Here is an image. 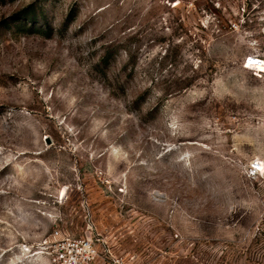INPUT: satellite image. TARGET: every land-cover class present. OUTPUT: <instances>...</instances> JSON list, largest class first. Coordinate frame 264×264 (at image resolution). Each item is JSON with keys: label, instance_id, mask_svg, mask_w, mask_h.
I'll list each match as a JSON object with an SVG mask.
<instances>
[{"label": "rangeland", "instance_id": "1", "mask_svg": "<svg viewBox=\"0 0 264 264\" xmlns=\"http://www.w3.org/2000/svg\"><path fill=\"white\" fill-rule=\"evenodd\" d=\"M249 55L264 0H0V264H264Z\"/></svg>", "mask_w": 264, "mask_h": 264}, {"label": "built area", "instance_id": "2", "mask_svg": "<svg viewBox=\"0 0 264 264\" xmlns=\"http://www.w3.org/2000/svg\"><path fill=\"white\" fill-rule=\"evenodd\" d=\"M264 61V57L258 55H249L245 58L244 66L253 71H259L254 65ZM264 73V72H262ZM262 162L258 159L252 164L253 175L260 172ZM97 254L94 244L89 240L77 241H61L57 244V254L55 257L56 264H89ZM118 263V261H117Z\"/></svg>", "mask_w": 264, "mask_h": 264}, {"label": "bare ground", "instance_id": "3", "mask_svg": "<svg viewBox=\"0 0 264 264\" xmlns=\"http://www.w3.org/2000/svg\"><path fill=\"white\" fill-rule=\"evenodd\" d=\"M259 62H260V63H257V64L254 65V68L263 69V65H264L263 63H264V62H263V61H262V62L259 61Z\"/></svg>", "mask_w": 264, "mask_h": 264}]
</instances>
